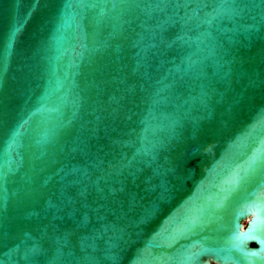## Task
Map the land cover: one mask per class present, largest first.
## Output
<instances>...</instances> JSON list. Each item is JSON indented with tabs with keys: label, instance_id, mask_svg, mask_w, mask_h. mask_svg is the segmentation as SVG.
I'll return each instance as SVG.
<instances>
[{
	"label": "water",
	"instance_id": "obj_1",
	"mask_svg": "<svg viewBox=\"0 0 264 264\" xmlns=\"http://www.w3.org/2000/svg\"><path fill=\"white\" fill-rule=\"evenodd\" d=\"M261 154L264 0H0V264H247Z\"/></svg>",
	"mask_w": 264,
	"mask_h": 264
},
{
	"label": "snow or ice",
	"instance_id": "obj_2",
	"mask_svg": "<svg viewBox=\"0 0 264 264\" xmlns=\"http://www.w3.org/2000/svg\"><path fill=\"white\" fill-rule=\"evenodd\" d=\"M71 6L72 5L70 3L66 4L67 8H71ZM261 168H264V154L254 157L252 161L250 162V164L248 165V168L244 170L243 173H237V175L232 179L226 191L231 193L236 188H238L242 183H246L250 181L251 178ZM228 196L229 195L225 196V201L228 199ZM248 212H249V209H241L238 215L242 217L244 215H247ZM259 222H260V214H259V211H257V219L256 221L253 222V225L249 228L248 233L241 234L239 232L238 219L234 218L235 226L232 232L231 240L229 242L228 250L236 251L240 253L241 256L244 258V260L247 262V264H257L258 261H259V264H264V249H261V251L257 252V251H251L246 247V241L253 237L254 233L256 232L257 225L259 224ZM214 251H217V250L211 249V248H203L201 249L199 253L196 254V258L198 259L199 255L212 253Z\"/></svg>",
	"mask_w": 264,
	"mask_h": 264
}]
</instances>
